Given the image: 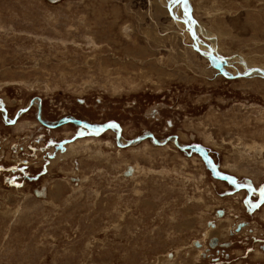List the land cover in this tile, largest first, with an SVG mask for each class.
<instances>
[{"label":"rangeland","instance_id":"rangeland-1","mask_svg":"<svg viewBox=\"0 0 264 264\" xmlns=\"http://www.w3.org/2000/svg\"><path fill=\"white\" fill-rule=\"evenodd\" d=\"M168 1L172 17L165 0H0V264H264V76L207 57L264 70V0H188L195 43ZM38 100L45 124L150 136L48 129ZM240 221L255 232L207 251Z\"/></svg>","mask_w":264,"mask_h":264},{"label":"water","instance_id":"water-1","mask_svg":"<svg viewBox=\"0 0 264 264\" xmlns=\"http://www.w3.org/2000/svg\"><path fill=\"white\" fill-rule=\"evenodd\" d=\"M50 2H55V1H57V0H49ZM185 2H184V0H181V5H183ZM183 11V14L185 15V17H187L188 19H189V21H190V31H189V35H190V37H191V39H192V41H193V43H195V37H194V33H195V27H196V21H195V18L194 17H192L191 16V13H190V11H187L186 9L184 10V9H182ZM198 51H200L201 53H202V51L198 48V45H197V47H195ZM207 57H210V58H212L213 60L214 59H216L217 60V62L218 61H220L222 58L220 57V58H217V57H215L214 55L213 56H207ZM223 60V59H222ZM218 67H219V71L221 72V74H223L225 77H229V78H235V77H239V76H245V75H251L252 73H254V72H264L263 71V68H261V67H258V66H256V68H253V67H246V66H243V72H237V73H235V74H229V73H225L224 71H222V69H221V67H220V65H218ZM40 115H41V109L39 108V114H38V117H40ZM45 122V121H44ZM76 123H78V124H81L82 125V127L84 128H81L80 130H81V133H82V135H85L86 134V130L85 129H87V131L89 132V133H95V134H98V133H100V132H102L104 129H106V128H108V127H111L110 126V124H107L106 123V125H99V126H97V125H93V124H88V123H81V122H76ZM53 124V123H52ZM56 124V123H55ZM81 135V136H82ZM143 137H141V138H139V139H124L122 136H121V134H120V131H118V138H117V143L119 144V145H121L122 147H124V146H130V145H136L139 141H140V139H142ZM173 139H172V141L174 142V144L176 145V146H178V147H180V149L182 150V151H194V152H196V153H198V155H200V157L203 159V161L205 162V163H208L211 167H212V169H213V172H214V174L217 176V177H219L220 179H222V180H224V181H227V182H229L230 184H233L237 189H240V188H245L244 186H246V185H241V183L239 182V180L236 178V177H232V178H230V177H226V176H224L223 174L224 173H221L219 170H218V166L213 162V160H212V158L208 155V153H206L207 151H206V149H204L202 146H200V145H197V144H189V145H179V144H176V142H178L177 141V139H176V137H172ZM123 141H125V142H123ZM154 141V140H153ZM155 142V141H154ZM158 143H159V141H158ZM205 151V152H204ZM132 168L131 167H129V169H128V174L130 175L131 173H132ZM238 180V181H237ZM248 185V184H247ZM248 192H249V194H252V193H254V190L253 189H251L250 191L248 190ZM36 193H38V191H36ZM258 204H255V206H257ZM241 225H243L242 223H240L239 225H238V227L239 226H241ZM196 245H198L197 243H196Z\"/></svg>","mask_w":264,"mask_h":264},{"label":"flooded vegetation","instance_id":"flooded-vegetation-1","mask_svg":"<svg viewBox=\"0 0 264 264\" xmlns=\"http://www.w3.org/2000/svg\"><path fill=\"white\" fill-rule=\"evenodd\" d=\"M216 60V59H215ZM82 100V99H81ZM2 108H5V106H2V105H0V112L2 113V116H3V119L6 121V122H8L7 120H6V118H5V115H4V113L2 112ZM30 108H31V106H30ZM29 108V109H30ZM38 108H40L41 109V106H37V110H38ZM24 109V108H23ZM23 113L24 112H21V113H18V117H20L21 115H23ZM20 114V115H19ZM17 117V118H18ZM38 117V116H37ZM38 119H39V123L43 126H45V127H47L48 129H53V128H56V124H52V122H49V123H44V118L43 117H38ZM43 122V123H42ZM11 123V122H10ZM66 124H75L73 121H71V120H67L66 122H65ZM83 123V122H82ZM40 125V126H41ZM77 127H78V130H77V135H79L80 134V129L81 128H83L82 127V125L81 124H75ZM121 127V126H120ZM84 129V128H83ZM109 130H113V131H116V137H117V134H118V131L119 130H117L116 128H114V127H109L108 128ZM86 131H87V129H85ZM103 131H105V130H103ZM101 132V134H103L104 132ZM88 132V131H87ZM83 136V135H82ZM115 137V138H116ZM50 140H52V138H50ZM169 142V141H168ZM114 143L116 144V141H114ZM160 144H162V143H160ZM192 144V143H191ZM114 146V145H113ZM120 146V145H119ZM63 148H64V146H63ZM62 148V149H63ZM20 150V149H19ZM190 151V150H189ZM63 152V151H62ZM196 153V152H195ZM198 154V153H197ZM74 155H77L76 153L74 154ZM200 156V155H199ZM69 158V157H68ZM202 159V158H201ZM23 160V159H22ZM203 160V159H202ZM22 162H24V161H22ZM50 162V161H49ZM25 163V165H26V162H24ZM53 163H56V161H54ZM48 164V163H47ZM4 166L0 163V168L1 169H4L3 168ZM18 169H15L14 168V170H13V172H16ZM46 170V169H45ZM47 171V170H46ZM2 173H4L3 171H1V173H0V175L2 174ZM16 175H18V173H15ZM25 176H27V177H30V176H28L27 174H25ZM40 176V174L39 175H37V177L36 178H38ZM16 180V179H15ZM13 182H15L14 180L11 182V183H13ZM9 185H13V184H9ZM241 189H243V188H241ZM43 190V189H42ZM36 191H38V189H35V192ZM247 202H248V200H247ZM255 204H258L257 206H255ZM263 205V204H262ZM262 205H260L258 202L257 203H254L253 204V206H252V208H249L250 209V212L251 213H256V208L257 207H262ZM259 208V209H260ZM216 212L218 213V215L220 214V216L221 215H223L224 214V212H223V209H217L216 210ZM240 223H242L243 225H241V226H239L238 227V225L240 224ZM229 229H227V231H228ZM235 230L237 231V233H236V235L232 232V231H228V233H229V235L231 236V239L226 243V245L224 246H221V244L219 243L220 241H219V239H217L216 237H214L213 238V236H210V237H207V238H209L210 240L208 241L207 240V245H208V248L209 249H207V251L208 252H211V251H213V253H214V251L216 252V250L217 251H219V254H221V252H220V249H222L223 251H225L226 249L225 248H228V247H231V244H232V238H233V236H238V235H242V233L244 234L243 236H246L245 234H247V233H250L251 231L252 232H255V229L248 223V222H246V221H240L239 223H237L236 224V227H235ZM221 236V235H220ZM225 235H223L222 234V237H224ZM247 237V236H246ZM261 237V236H260ZM254 238H259L258 236L256 237H254ZM223 239H225V237L223 238ZM195 242H198V241H195ZM200 244L198 243V246H199ZM197 246V247H198ZM252 249V248H251ZM211 254V253H210ZM230 255H228V257H229ZM221 260V259H220ZM258 261H260V260H258Z\"/></svg>","mask_w":264,"mask_h":264},{"label":"bare ground","instance_id":"bare-ground-1","mask_svg":"<svg viewBox=\"0 0 264 264\" xmlns=\"http://www.w3.org/2000/svg\"><path fill=\"white\" fill-rule=\"evenodd\" d=\"M182 9H186L187 11H191L190 9V2L187 0V3H184L183 5H182ZM191 13V16L193 17V15H192V12H190ZM195 21H196V27H195V29H197V31H198V33L200 34V32H201V30H202V28H201V26H199V24H198V22H197V20L195 19ZM189 26H191L190 24H189ZM194 37H195V40H196V36L194 35ZM196 43H199V41H197ZM217 46V45H216ZM216 46H215V44H214V47H213V49H214V51H215V53H218L217 52V49H216ZM207 48H209V47H207ZM197 50V49H196ZM198 51V50H197ZM200 52V51H199ZM201 53V52H200ZM201 54H204L205 56L207 55L206 53H204V52H202ZM223 57V56H222ZM208 59L212 62V65H214L217 69H218V71L220 70L219 69V67H218V65H220V67H221V69H222V71H224V68L222 67V62H223V60H224V57L220 60V61H218L217 62V60H215L216 61V63H217V66L213 63V59L212 58H210V57H208ZM245 63V62H244ZM209 64H211L210 62H209ZM227 66V65H226ZM212 68V67H211ZM264 71V70H263ZM220 72V71H219ZM252 76H264V72L262 73V72H254V73H252L251 75H245V76H239V77H252ZM101 139V138H100ZM93 140H95V139H93ZM91 142V141H90ZM96 142V141H95ZM97 142H100V141H98L97 140ZM113 145H115L116 146V144H114V143H112ZM112 144H110V148H112L113 147V145ZM160 144V143H159ZM70 152H71V149L70 148H67V154H66V156L64 157V156H61V158L60 159H62V160H64L65 158H68L69 156H70ZM241 189V188H240Z\"/></svg>","mask_w":264,"mask_h":264},{"label":"crops","instance_id":"crops-1","mask_svg":"<svg viewBox=\"0 0 264 264\" xmlns=\"http://www.w3.org/2000/svg\"><path fill=\"white\" fill-rule=\"evenodd\" d=\"M166 1V4H165V7L167 8V10H168V13H169V16L171 15V17H172V15H173V10H172V6H171V4L169 3V1L168 0H165ZM168 1V2H167ZM171 1V0H170ZM171 6V7H170ZM173 11V12H172ZM99 139V138H98ZM96 140V139H95ZM84 144H86V143H84ZM84 144H80V145H82V147H83V145ZM79 145V146H80ZM70 145H68L67 147H69ZM86 146V145H85ZM78 148V147H77ZM71 149V152H70V156L71 155H73V154H75L76 152L74 151V149H72V148H70ZM67 153V151L65 152V151H63L61 154L63 155V154H66ZM69 156V157H70ZM65 160V159H64ZM52 163V162H51Z\"/></svg>","mask_w":264,"mask_h":264},{"label":"snow or ice","instance_id":"snow-or-ice-1","mask_svg":"<svg viewBox=\"0 0 264 264\" xmlns=\"http://www.w3.org/2000/svg\"><path fill=\"white\" fill-rule=\"evenodd\" d=\"M179 2V0H177ZM185 3H187V0H184ZM111 127H115V125H110Z\"/></svg>","mask_w":264,"mask_h":264}]
</instances>
